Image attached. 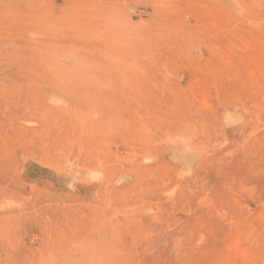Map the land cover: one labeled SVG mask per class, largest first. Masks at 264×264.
Wrapping results in <instances>:
<instances>
[{
  "label": "rangeland",
  "instance_id": "1",
  "mask_svg": "<svg viewBox=\"0 0 264 264\" xmlns=\"http://www.w3.org/2000/svg\"><path fill=\"white\" fill-rule=\"evenodd\" d=\"M0 264H264V0H0Z\"/></svg>",
  "mask_w": 264,
  "mask_h": 264
}]
</instances>
